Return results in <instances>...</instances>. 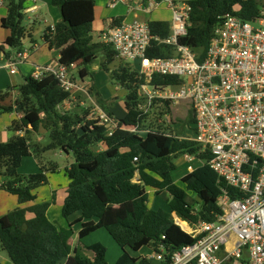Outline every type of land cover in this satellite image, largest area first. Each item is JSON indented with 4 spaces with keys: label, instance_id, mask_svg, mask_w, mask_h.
I'll return each instance as SVG.
<instances>
[{
    "label": "trees",
    "instance_id": "16d2710c",
    "mask_svg": "<svg viewBox=\"0 0 264 264\" xmlns=\"http://www.w3.org/2000/svg\"><path fill=\"white\" fill-rule=\"evenodd\" d=\"M27 1L5 0L7 15L1 19V26L10 30V35L0 44L5 61L14 58L9 57L6 48L19 53L26 39L35 42L24 23ZM51 3L59 7L62 21L55 25V31L51 32L50 27L45 30L44 40L53 47L54 37L61 36L59 65L68 68L80 65V77L85 78L92 74L90 66L102 53L105 61L101 69L109 72L117 53L110 45L100 42V35L99 41L94 37L96 0H51ZM190 4L191 26L180 42L191 47L200 62L205 59L213 31L223 16L233 14L251 22L258 19L264 7L261 0H190ZM120 22L121 19L114 21ZM150 25L153 34L167 37L170 33L167 21L152 20ZM173 54V48L167 45H155L148 53L151 58H167ZM111 75L127 92L123 117L106 105L95 84L90 93L101 109L125 126L137 127L136 132L116 129L108 135V128L99 125L97 120L85 121L73 111L61 110L72 93L64 91L53 74L41 79L24 77L23 83L16 87L19 97L9 106L3 102L11 89H0V115L20 113V119L13 121L10 130L23 133L0 142V176L5 179L0 190L17 196L20 204H31L0 216L1 248L13 264H109L107 248L100 242L87 246L94 254L93 259L73 250L72 237L77 225L81 228L80 240L99 229L110 234L122 250L115 264H158L149 255L133 254L144 247L153 253L163 251L164 264H167L175 251L197 240L176 223L173 213L180 218L178 222L184 220L190 227L215 222L223 213L218 199L227 186L211 168L210 153L202 152L201 146L181 137L179 131L168 133L147 123L148 114L138 109L141 101L138 89L143 79L133 66L119 65L112 69ZM153 83L179 84L180 80L155 76ZM165 104L171 105L169 101ZM41 128L51 141L43 148L28 137ZM99 144L104 145L103 150L95 149ZM32 149L34 153L61 149L73 154L74 162L64 169L69 179L61 211L66 226L49 219L47 211L51 204L37 202L34 193L49 182V175L57 171V165L52 168L40 165L36 172L29 174L19 171L24 159L32 155ZM186 154L196 155L205 163L178 184L172 176L176 169L173 159ZM148 189H154L156 195L162 192L170 195L167 210L148 207ZM28 212L32 218L27 217ZM76 214L79 217L70 221Z\"/></svg>",
    "mask_w": 264,
    "mask_h": 264
},
{
    "label": "built area",
    "instance_id": "2783aa9c",
    "mask_svg": "<svg viewBox=\"0 0 264 264\" xmlns=\"http://www.w3.org/2000/svg\"><path fill=\"white\" fill-rule=\"evenodd\" d=\"M120 2L129 11L146 15L162 7L171 12L167 37L153 34L150 20L133 18L118 24L113 20L100 32V42L113 47L119 60L133 64L143 79L139 110L148 113L156 102L190 101L193 135L183 138L210 153L211 168L227 186L218 199L223 213L217 221L190 227L188 232L197 240L175 251L167 264H264V7L251 22L233 14L223 16L200 62L197 53L180 42L191 26L190 0H110L108 6ZM155 45L171 46L174 54L151 58L148 53ZM25 57L23 49L3 66L14 74ZM50 74L64 91L73 94L81 89L71 80L69 68L59 64L36 66L31 76L41 79ZM155 76L177 78L180 83L156 84ZM94 117L108 128V135L116 129L138 131L100 107ZM186 158L191 162V155ZM188 169L193 171L192 166ZM149 258L166 262L163 251Z\"/></svg>",
    "mask_w": 264,
    "mask_h": 264
},
{
    "label": "rangeland",
    "instance_id": "374dc122",
    "mask_svg": "<svg viewBox=\"0 0 264 264\" xmlns=\"http://www.w3.org/2000/svg\"><path fill=\"white\" fill-rule=\"evenodd\" d=\"M107 4H108L107 0H97L98 9L96 8V22L94 24L95 27L103 26L102 20L106 19L105 11L107 9L106 8ZM1 8H3L4 11H7V3L4 2V6H2ZM126 9H128V7ZM124 15L127 16V12ZM142 18L148 21L149 20L152 21L158 18L162 19L163 21H167L169 23L172 21L171 12L167 10L165 7H162L160 10L155 11L152 15H146ZM41 36L42 34L41 32H39V33H36L35 38L38 41H41ZM54 58L57 59V53L54 54ZM104 61H105V58L103 54L100 53L98 55V59L96 60V62L90 66V71L92 74L86 77L85 81L95 82V86L97 90L100 92L101 96L104 98V100L110 99L111 104L113 103L112 105L114 106V109L112 110L118 116H124L126 113V110L124 108V101H125L124 95H125L126 90L123 87L118 86L115 83V81L112 78L111 71L113 68L118 67L119 65L128 64L130 66H133V64L123 62L116 57L115 62L109 66L111 70L108 72L104 69H101V64ZM79 70H80V65H75V67H72L69 69V76L71 80L76 83H79V82L81 83V80H83V78L80 77ZM90 90H91V87L88 88L86 92L76 93L74 95L75 99L71 100L72 103H71L70 111H73L74 113L79 115L80 118L82 117L85 121L94 120L95 118L94 114L96 113V108L100 107L96 98L93 97V95L90 93ZM89 95L92 97V99L89 98L90 97ZM108 104L110 105L109 102H106L107 106H109ZM61 109L63 110V108ZM147 114H148L147 116L148 124L152 123L154 124L155 127H161L162 130H165L168 133L172 131V133L175 134L176 132L179 131L181 133L180 134L181 137H187L189 136V134L191 133L193 129V122H191V119H193L194 115L192 113L191 103L189 100H182L179 103H173L169 107H166L165 103L156 102L155 104H153V106L151 107V109L148 111ZM5 116H6L5 113L0 115V142H7L10 140L8 137V132L5 130V119H4ZM28 137L30 138V141H33L35 144H40L43 147L47 146L51 142L49 138V134L47 132H43L42 134L32 133V134H29ZM95 149L98 150L99 147ZM32 154L36 155L37 153H34L32 149ZM193 157H194L193 159L194 161L192 162L185 160L184 155L175 157L173 159V162L175 165H177V168L175 171H173L172 173L173 176L178 177V174L181 171L183 172L188 171L189 166H192L193 168H197L205 163V161L201 160L198 156L193 155ZM50 158L52 159L53 162H50V161L48 162L47 161L48 158L46 157H44V161L42 162L40 159L38 160L40 164H42L45 168H52L54 163L59 164L60 169H62L61 171L62 173L58 174L59 176L57 177L55 176L52 180H58V179L64 180L65 178H67L65 177L66 175H65L64 169L69 166L70 162H73V154L70 153V158H69V157H66L65 155H61L57 151V149H51ZM34 159L30 160V162L26 165L27 169L34 170L35 165L37 163L39 164L37 159H35V162H33ZM4 181H5L4 177L0 176V185ZM66 188H64L63 191H65ZM34 193L37 196V202H49L51 204L50 206L53 205V212L54 211L56 212V209H59L58 201L60 202L61 200H59L58 198H57L58 200L56 199L57 202L56 200H54V198L52 200L51 186L49 183L38 187L37 189L34 190ZM4 194H1V197L4 196ZM166 195L170 197L169 194H162L161 196L160 195L155 196L154 193L150 191L149 200H148V202L150 203L149 205L150 208H154V209L162 208V209L167 210L168 201L165 199ZM12 197H15V196H12ZM155 200H156V205L151 206ZM2 208H4V210H11L12 208L11 203L10 202L6 203V201H4L3 199H0V212L1 210H3ZM29 214L30 213L28 212L27 215ZM81 242L83 245H87V246H90L91 244L96 243V242H100L104 244L107 248V261L109 264L116 263V260L118 258L116 255V252L117 254L122 253L121 248L116 244V242L113 240V238L110 236V234L105 229H99L89 234ZM74 245L76 247L80 246L78 239L74 242ZM82 250H83L82 254H84L83 256H85L86 258H88L90 254L92 253L91 250L83 249V247H82ZM0 253L4 258L7 259V261L12 263L6 251H4L1 248V244H0ZM152 253L153 251L151 249H149L148 247H144L140 251L133 253V254L135 256H146V255L148 256V255H151ZM2 259L3 258L0 257V263L3 262Z\"/></svg>",
    "mask_w": 264,
    "mask_h": 264
},
{
    "label": "crops",
    "instance_id": "0c3cea01",
    "mask_svg": "<svg viewBox=\"0 0 264 264\" xmlns=\"http://www.w3.org/2000/svg\"><path fill=\"white\" fill-rule=\"evenodd\" d=\"M107 1H108V4L106 6L107 9L105 11L106 19L102 20V25L103 26L102 27H97V26L95 27L94 24L96 22V8L98 9L97 0H96L95 21L93 23V30H94V37L96 38L97 41H99L100 32L103 29H105L107 26H109L112 23L113 20L115 21V20L121 19V21H123V20L128 21V20H131L133 18L143 19L142 17L146 16L145 13H142V12H139V11L138 12H133L132 10L129 11V9H126L127 5L124 4V3H121V2L118 3L115 7L110 8L108 6L109 3H110V0H107ZM4 2H5V0H4ZM2 6H4V4L0 6V44H2L7 39V37L10 35V30L4 29L1 26V19L4 18L7 15V11H4L3 8H1ZM126 12H127V16L124 15V14H126ZM25 15L26 16H25V22L24 23L29 28V30L31 31V33L33 35V39H34L35 42H31L29 39L25 40V46H24L23 49L26 50V57L22 61V63L18 65L17 71L14 74H11L9 72V70L3 66V64L5 62V60H4L5 54L4 53H0V89L3 90V91H7V90L11 89L10 90L11 93L9 94V96H7L6 100L3 102V105H5V106H9V105L13 104L14 101L19 97V92L16 89V87L23 83L24 77L31 75V73L34 71L36 66L48 65L50 67H57L58 64H59L58 61H59V57H60V52H61V50L63 48L61 46V44H60L61 36H59V35L54 37L53 47H50L49 44L44 40L45 30L48 27H50L51 25H56L57 23L62 21V15H61L59 7L52 5L51 0H36V1L28 0L27 1V9L25 10ZM155 20H162V19L158 18V19H155ZM39 32H41V34H42L41 41H38L35 38L36 33H39ZM6 52L9 53V57L10 58L16 56V54H17L16 52L11 51L8 48H6ZM56 53H57V59L54 58V54H56ZM72 67H75V65H72ZM72 67H70V68H72ZM85 78H83V80H81V83L79 82L80 84L78 83L81 86V89L78 90V91H75L72 94L70 100L66 101L64 104L61 105V108H63V110L69 111L71 109V103H72L71 100L75 99L74 95L76 93L86 92V90L88 88H90L91 85L95 84V82H93V81H92L93 83L89 82V81H85ZM126 94H127V92L125 91L124 98L126 97ZM89 98L92 99L91 96ZM105 101L110 103V105L108 104L109 105L108 107L111 110L114 109V106L112 105L113 103L111 104V100L110 99H107ZM124 108H125V105H124ZM20 117H21V114L17 113V112L6 113V116L4 117V119H5V130L8 132L9 139H11L15 135H23L22 132L15 134L14 132H12L10 130V126L13 123V121L16 120V119H20ZM120 117H123V116H120ZM192 131H193V129H192ZM192 131L189 134V136L193 135ZM43 132H46V131L41 128L38 133L42 134ZM32 143L35 144L33 141H32ZM37 145H39L41 148H43L42 145H40V144H37ZM98 147H99L98 150H103L104 149V145L103 144H99ZM57 151L61 155H65L66 157L70 158V154H67V153L63 152L61 149H57ZM50 152H51V150L50 151L49 150L41 151L40 154L39 153H37L36 155L32 154L29 157L25 158L23 163H22V166H21V168L19 170L20 173L29 174V173L36 172L40 168V165L43 166L42 164H40L38 159H40L41 162H42V161H44V157L48 158V160H47L48 162L49 161L53 162L52 159L50 158ZM43 153H45V154H43ZM186 155H188V154H186ZM186 155H184V158H185V160L189 161L188 158H186ZM191 157H192V160H191V162H192V161H194L193 159H194L195 156L193 157L191 155ZM31 158H33V159L35 158L39 162V164L37 163L35 165L34 170H29V169L26 168V165L30 162V160H33ZM35 159H34L33 162H35ZM73 162H74V157H73ZM73 162H70L69 165L72 164ZM55 165H57L58 169H57V171L55 173H52V174L49 175V182L48 183L51 186L52 200H53V196H54V200H56L58 198L61 201L60 202L58 201L59 209H56V212L54 211L55 212L54 213L53 212V205H52V206L49 207V209L47 211V215H48V217H49V219L51 221L56 222L59 226H66L67 223H66L65 219L63 218L61 211H62V206H63V203H64V199H65V197L67 195V192H66L67 188L66 187H68L69 179L65 178L64 180H59V179L58 180H52L55 176L57 177V176H59L58 174L62 173L61 172L62 169H60L59 164L58 163H54L53 166H55ZM175 166L177 168V165H175ZM59 169H60V171H59ZM194 169H196V168H193V170ZM31 171H33V172H31ZM189 172H191L189 169L186 172L181 171L178 174V177H175L172 174L173 180L176 183L179 184L181 179L185 175H187ZM65 177H67V176H65ZM62 178H64V177H62ZM64 188H66L65 191H63ZM147 191H148L149 194H150V191L153 192L154 195L156 196L154 189H148ZM0 193L1 194L5 193L4 196H2V197H1V194H0V199H3L4 201H6V203L10 202L11 206H12L11 210H4V208H2L3 210H1L0 216H3V215H5V214H7V213H9V212H11L13 210H16V209L20 208V207H27V206L31 205V204H24V205L20 204L19 201H18L17 196H15V195L7 192V191L0 190ZM162 194H168V193L167 192H162L160 194V196ZM12 196H15V197H12ZM165 199L168 201L170 199V197H168L166 195ZM57 200H56V202H57ZM148 200H149V197H148ZM54 204H55V202H54ZM149 205H150V203L148 202V207L150 208ZM155 205H156V200L154 201V203L151 206H155ZM151 209H154V208H151ZM27 217L28 218H32V214L27 215ZM78 217H79V214H76V215H74L73 217L70 218L71 219L70 221H73V220H75ZM173 217H174L175 221L178 222L177 218H179V217L175 213H173ZM182 221L184 222V223H182V225L184 227H186V225H187V228H184L178 222L179 225L181 226V228L183 230L188 232V229L190 228L189 224L186 221H184V220H182ZM80 229L81 228L78 225L74 227V234H73V237H72V248H73V250L76 249L77 251L79 250V253H82V251H83L82 247H83V249H88V248H87V245H83L82 242H81L84 238L82 240L79 239V231H80ZM77 239L79 240V243H80V246H78V247H76L74 245V242ZM116 255L119 258L121 253L117 254V252H116ZM0 257L3 258L2 259L3 262H1L0 264H13L12 261H11L12 263L7 261V259L4 258L1 255V253H0ZM93 257H94V254L91 253L88 258L89 259H93Z\"/></svg>",
    "mask_w": 264,
    "mask_h": 264
},
{
    "label": "bare ground",
    "instance_id": "6f19581e",
    "mask_svg": "<svg viewBox=\"0 0 264 264\" xmlns=\"http://www.w3.org/2000/svg\"><path fill=\"white\" fill-rule=\"evenodd\" d=\"M180 223V225H182V223H184L183 221H180L179 222ZM186 225V224H185ZM183 226V225H182ZM184 227V226H183ZM184 228H187V225H186V227H184Z\"/></svg>",
    "mask_w": 264,
    "mask_h": 264
},
{
    "label": "water",
    "instance_id": "95a60500",
    "mask_svg": "<svg viewBox=\"0 0 264 264\" xmlns=\"http://www.w3.org/2000/svg\"><path fill=\"white\" fill-rule=\"evenodd\" d=\"M177 224H179L178 222H176Z\"/></svg>",
    "mask_w": 264,
    "mask_h": 264
}]
</instances>
